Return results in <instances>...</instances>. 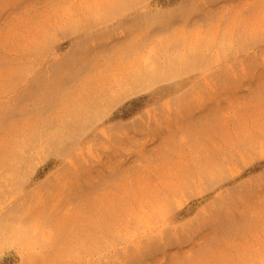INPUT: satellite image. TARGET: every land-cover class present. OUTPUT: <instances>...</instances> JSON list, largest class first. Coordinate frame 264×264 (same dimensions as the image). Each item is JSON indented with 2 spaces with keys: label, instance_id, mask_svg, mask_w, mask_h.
<instances>
[{
  "label": "rangeland",
  "instance_id": "obj_1",
  "mask_svg": "<svg viewBox=\"0 0 264 264\" xmlns=\"http://www.w3.org/2000/svg\"><path fill=\"white\" fill-rule=\"evenodd\" d=\"M0 264H264V0H0Z\"/></svg>",
  "mask_w": 264,
  "mask_h": 264
}]
</instances>
